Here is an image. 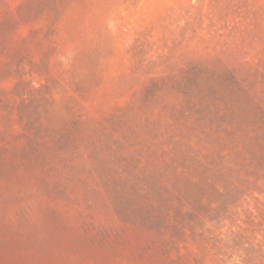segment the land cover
Segmentation results:
<instances>
[{
  "label": "rangeland",
  "instance_id": "obj_1",
  "mask_svg": "<svg viewBox=\"0 0 264 264\" xmlns=\"http://www.w3.org/2000/svg\"><path fill=\"white\" fill-rule=\"evenodd\" d=\"M0 264H264V0H0Z\"/></svg>",
  "mask_w": 264,
  "mask_h": 264
}]
</instances>
